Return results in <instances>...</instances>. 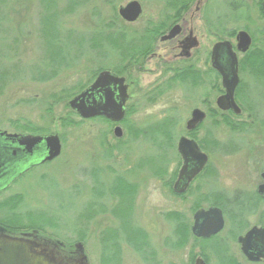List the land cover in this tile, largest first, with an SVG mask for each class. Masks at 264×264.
I'll list each match as a JSON object with an SVG mask.
<instances>
[{
    "label": "rangeland",
    "instance_id": "374dc122",
    "mask_svg": "<svg viewBox=\"0 0 264 264\" xmlns=\"http://www.w3.org/2000/svg\"><path fill=\"white\" fill-rule=\"evenodd\" d=\"M128 1L0 0V129L55 134L60 141L58 156L0 193V230L59 241L84 255L86 264H179L200 249L208 259L213 242L192 241V212L213 202L234 207L235 200L254 197L260 181L261 0H136L141 13L126 23L117 9ZM181 18L199 43L189 59L200 72L197 83L190 71L177 75H185L183 82L172 76L180 64L166 62L171 43L159 41ZM102 24L114 34L122 32L119 41H103L101 47ZM238 30L250 35L251 44L237 53L235 104L256 97L259 114L254 106L234 114L214 105L223 89L216 71H207L209 50L223 38L234 44ZM66 62L69 66L61 67ZM47 66L61 68L47 81L39 79ZM102 67L123 72L128 83L125 116L118 123L81 120L67 106ZM255 74L261 76L256 83ZM193 108L206 117L188 131L184 126ZM116 125L120 137L111 131ZM179 136L195 139L207 155L205 166L180 194L171 190L181 164L175 148ZM181 219H186L183 231L173 229ZM76 243L82 248L76 249Z\"/></svg>",
    "mask_w": 264,
    "mask_h": 264
},
{
    "label": "water",
    "instance_id": "95a60500",
    "mask_svg": "<svg viewBox=\"0 0 264 264\" xmlns=\"http://www.w3.org/2000/svg\"><path fill=\"white\" fill-rule=\"evenodd\" d=\"M264 13V0L261 2ZM119 17L127 22H134L141 13L138 1L130 0L117 9ZM179 32V24H174L166 34H162L159 41L174 38ZM194 38H192L193 40ZM235 47L238 52H244L250 45V37L245 31L235 34ZM191 42L187 48L195 46ZM188 53H186L187 55ZM210 65L220 76L223 93L216 97L215 106L221 111L230 110L239 113V108L234 104L233 91L236 87L237 61L236 54L229 41L215 42L210 51ZM127 86L122 76L109 70L99 71L92 82L67 100L68 109L72 110L80 119L103 117L110 122L118 123L125 116V102L128 98ZM205 112L193 108L185 122V129L192 130L205 119ZM113 136H121V128L113 127ZM60 141L55 134L21 135L7 134L0 130V190L5 185L7 177L11 180L18 172L28 168L31 164L50 161L60 152ZM176 151L181 164L178 168L176 179L171 190L182 193L190 181L202 170L207 162V155L200 150L195 140L183 136L177 137ZM264 181V172L260 174ZM259 196L264 197V183L257 187ZM191 232L196 237H208L222 228L221 211L215 206L198 208L193 213ZM261 232L252 229L246 236ZM27 237L0 235V264H61L53 255L49 240L37 238L34 234ZM49 243V244H48ZM76 249H81L79 243ZM78 264H86L84 255H81ZM195 264H203L196 259Z\"/></svg>",
    "mask_w": 264,
    "mask_h": 264
},
{
    "label": "flooded vegetation",
    "instance_id": "af4514ba",
    "mask_svg": "<svg viewBox=\"0 0 264 264\" xmlns=\"http://www.w3.org/2000/svg\"><path fill=\"white\" fill-rule=\"evenodd\" d=\"M261 2H262V0H261ZM261 2H260V6H261ZM262 12H263V10H262ZM185 23H186L185 20H183L181 18L180 23H178L179 24L178 34L174 38L168 40L171 43L170 44L171 46L169 48V53L171 56H169L168 60L166 59V62L167 63L168 62L177 63V65L179 63L180 66H178L176 68V70L180 71V73H183V71H190L192 73L191 75H193L194 77H197L198 75H200V72L198 69H196L194 67V62L192 60H191V63H189L190 62L189 59L194 57L193 54L197 51L196 49L198 48L199 43L197 41L196 36L193 35L192 28H187L185 26ZM238 31H240V30H238ZM249 37H250V35H249ZM192 38H194V39L192 40ZM224 40L229 41L228 39L223 38L221 40L220 39L217 40L216 42H218V41L221 42ZM192 41L196 42L195 43L196 45L193 47L187 48V46ZM234 41H235V35H234ZM214 43L215 42H213V44ZM230 44H231V48H232L233 52H235V54H236L237 72H239L237 53H243V52L237 51V49L235 47V44H236L235 42H234V44H232L230 42ZM250 44H251V37H250ZM212 45H211V47H212ZM211 47H210L209 54H208L207 71L209 73L213 74L215 72V70L210 65ZM186 53H188V54L186 55ZM183 64L186 66H183ZM237 72H235V73H237ZM216 74H217V72H216ZM116 75H118V74H116ZM255 75L257 77H256V79H254L253 82L256 83V81L259 80L261 78V76L257 75V74H255ZM119 76H121V75H118V77ZM237 79H238V81L236 82L237 84H236V87L234 88V91H233V100L235 103H236V97H237L235 90H236V88L239 84V80H240L239 73H237ZM124 83L128 87V83H126L125 78H124ZM195 83H197V82L195 81ZM126 92H127V89H126ZM222 93H223V90H222L221 94ZM127 100H126V102H127ZM126 102H125V109H126ZM214 103H215V100H214ZM239 104L240 105L236 104L240 110L239 113H241V111L243 109H246L247 107H250V106L251 107L252 106L258 107L259 110L256 112L257 114H259L258 112H260V109H261L258 106L259 103H257L256 97H255V101L253 100V102H251V100H250V101H246V102H240ZM262 108H264L263 105H262ZM248 109H250V108H248ZM239 113H237V114H239ZM0 130L6 131L7 134L9 133V134H21V135H26V134L39 135L38 133L31 134L28 132L24 133V132H20V131H8L7 132L6 129H0ZM258 160H259V165H260L259 166L260 171H258L260 181H259V184L255 185L254 197H248L245 199L239 198V199L235 200V202L233 203L234 207H229V208L226 206L221 207L220 205L219 206L210 205V206L217 207L221 211L222 228H220L219 231H217L214 234H211L208 237H196V236H194L190 230L191 226L193 224L192 219H193L194 211L191 214V219H190L191 224H189L188 230H189V233L193 239L192 241H194L195 243H199V242H203V241L213 242V244H212V250L214 252V254L212 253L213 256H211V258L209 257L207 259L205 251L203 249H200V251L196 250V252H198V253L193 254L192 259H189L188 262L184 261V262H180L179 264H195L196 259H200L203 262V264H264V197L259 196V194L257 192V187L264 183V181L260 175L261 173L264 172V155L259 156ZM43 163H46V162H42L39 164H31L28 168L20 171V173L18 172V174H16V176H13V178L11 180L9 179V177H7L3 181V182H5V185L0 190V193L4 192L6 189H8L19 178V176H22L23 174H25L26 172H28L32 168H34L40 164H43ZM180 163H181V160H180ZM229 200L232 201V198ZM252 205L254 207H251ZM258 205L260 208H259V211L257 212V211H255V207ZM185 223H186V219H181L177 222V224L174 226L173 229H175V227H176V229H178L180 231L181 229L184 228ZM252 229H256L258 231L261 230V232L252 233L249 236H246V234L249 231H251ZM181 231H183V230H181ZM1 234L10 235L12 237L13 236H17V237L23 236V237L29 238L28 237L29 235H25V233H23V234H21V233L20 234L3 233L0 230V235ZM44 240H48V239H44ZM49 241L53 242L52 240H49ZM180 246H181V242H179V244H178V247H180ZM49 248L52 249L53 255L55 256L56 259L59 260L58 262L61 264H78L79 259L81 257V256H78L77 252H75L74 250L64 249L62 243L59 241H54L53 243H50ZM204 253H205V255H204ZM114 254H115V252H114ZM143 258H145V257H143ZM209 259L211 261H208Z\"/></svg>",
    "mask_w": 264,
    "mask_h": 264
},
{
    "label": "trees",
    "instance_id": "16d2710c",
    "mask_svg": "<svg viewBox=\"0 0 264 264\" xmlns=\"http://www.w3.org/2000/svg\"><path fill=\"white\" fill-rule=\"evenodd\" d=\"M171 18H168V20H170ZM102 27V33L104 34V36L103 37H101L102 38V42H100V46L102 47V44H103V41H110L112 44L113 43H115L116 41H119V36H121L122 35V32H117V33H115L114 34V29H111V28H108V27H106L105 25H101ZM159 28H161V27H159ZM152 30H156V28H152ZM115 35V36H114ZM98 48V47H97ZM97 48H93L92 50L95 52V54H99L101 51L99 50L98 51V49ZM101 49V48H100ZM77 57H79V56H77ZM135 60H134V62H136L137 63V61L139 60V63H141V60L142 59H137V58H134ZM69 64L70 63H68L67 64V62L66 63H64V65L63 66H61V67H64V68H67V66H69ZM61 67H52V66H50V67H48L47 66V68L44 70V72L42 73V72H40V71H38V72H40L39 73V75H37V77L39 78V79H41V80H49V79H51V78H53L52 76L54 75V74H56V71L58 70V69H60ZM101 70H111L112 72H114V69H108V67H102V68H99V70H97L95 73H94V75H96V73H98L99 71H101ZM119 75H125V74H123V72L122 73H120L119 72ZM177 75H181V73L180 72H175V73H173V75L172 76H174V78L175 77H177V78H179L180 79V77L181 76H177ZM94 78V77H93ZM182 78V77H181ZM192 78H193V82L195 83V81H196V77H194V76H192ZM185 79H187L186 77H185V75H184V77L182 78V80H181V82H183ZM160 93L162 92V91H159ZM159 94V93H158ZM70 112H71V115H75V116H77L74 112H72L71 110H70ZM97 118H102V117H97ZM81 120H86V119H81ZM104 120H106V119H104ZM108 121V120H107ZM70 123V122H69ZM68 123V124H69ZM163 123H165V122H163ZM162 122H158V123H156L157 125H162L163 124ZM72 123H70V125H71ZM166 124V123H165ZM164 124V125H165ZM166 126V125H165ZM167 127V126H166ZM165 127V128H166ZM166 129H168V128H166ZM166 129H165V131H166ZM170 129V128H169ZM198 144V143H197ZM153 167H155V166H152V168ZM113 186V185H112ZM111 189H113L112 187H111ZM111 189H110V192H111ZM173 192V191H172ZM211 205H217V206H219V204L217 203V202H213ZM39 227V226H38ZM40 228H41V226H40ZM39 230V229H38ZM43 230V229H42ZM138 231H136V230H134L132 233H130V234H136ZM143 232V231H142ZM112 241H110V243H111ZM113 242H114V240H113ZM114 244V243H113ZM133 248H134V250L136 251L137 249H136V247L135 246H132ZM139 248V247H138ZM138 252V251H137ZM114 251H113V253L112 254H109V255H112V256H110V260L112 259V257H114ZM138 254V253H137ZM144 257V256H143Z\"/></svg>",
    "mask_w": 264,
    "mask_h": 264
}]
</instances>
